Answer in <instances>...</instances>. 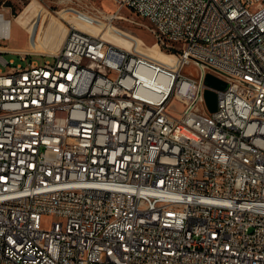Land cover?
Wrapping results in <instances>:
<instances>
[{
	"label": "built area",
	"instance_id": "built-area-1",
	"mask_svg": "<svg viewBox=\"0 0 264 264\" xmlns=\"http://www.w3.org/2000/svg\"><path fill=\"white\" fill-rule=\"evenodd\" d=\"M115 1L174 64L74 24L11 49L0 11V264H264V0Z\"/></svg>",
	"mask_w": 264,
	"mask_h": 264
},
{
	"label": "rangeland",
	"instance_id": "rangeland-1",
	"mask_svg": "<svg viewBox=\"0 0 264 264\" xmlns=\"http://www.w3.org/2000/svg\"><path fill=\"white\" fill-rule=\"evenodd\" d=\"M0 11L12 21L10 38L4 39L3 45L13 49L56 51L61 46L68 27L74 24L123 48L138 45L141 51L155 59H167L155 53L152 48L157 40L148 20L128 8L120 7L115 0H0ZM77 11L92 15L91 19L87 20ZM30 31L34 34L31 43ZM160 49L165 53H174L162 46ZM3 56L8 62L14 60V64L22 62L15 53L4 52ZM35 58L44 60V57L38 55ZM8 68L9 65L0 60V70L6 71ZM184 72L198 75V70L192 63L185 66ZM208 74H213L224 82L222 72L209 70ZM170 109L178 113L181 104L174 99ZM53 218L48 217L49 220Z\"/></svg>",
	"mask_w": 264,
	"mask_h": 264
},
{
	"label": "water",
	"instance_id": "water-1",
	"mask_svg": "<svg viewBox=\"0 0 264 264\" xmlns=\"http://www.w3.org/2000/svg\"><path fill=\"white\" fill-rule=\"evenodd\" d=\"M34 37V34H32V37ZM206 80L208 82V84L214 88H219L222 89L226 86V84L217 76L213 75V74H208L206 76ZM217 92L211 88H207L205 91V98H206V102L207 105L209 107L210 111H215L217 108Z\"/></svg>",
	"mask_w": 264,
	"mask_h": 264
},
{
	"label": "bare ground",
	"instance_id": "bare-ground-1",
	"mask_svg": "<svg viewBox=\"0 0 264 264\" xmlns=\"http://www.w3.org/2000/svg\"><path fill=\"white\" fill-rule=\"evenodd\" d=\"M8 36V35H7ZM152 48H153V50H154V52L155 53H157L158 55H161V56H165L167 59H165V60H161V59H159V61H161V62H167V63H169L170 65L171 64H174V60L172 59V57H174V55L173 54H169V53H165V52H163L161 49H160V46L157 44V43H155L153 46H152ZM11 49H13V48H11ZM15 50H19V51H28V52H37V51H33V50H29V49H15ZM48 52H54V51H48ZM39 53H46V52H39ZM171 57V58H170ZM161 58V57H160ZM158 60V59H157ZM206 76H207V72L205 73V81L207 82V80H206ZM208 83V82H207Z\"/></svg>",
	"mask_w": 264,
	"mask_h": 264
}]
</instances>
